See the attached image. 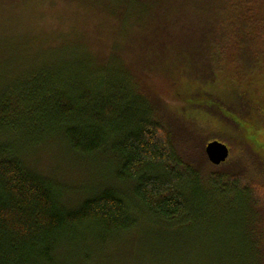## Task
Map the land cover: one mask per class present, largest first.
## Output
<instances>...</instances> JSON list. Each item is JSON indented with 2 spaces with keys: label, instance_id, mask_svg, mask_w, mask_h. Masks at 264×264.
I'll list each match as a JSON object with an SVG mask.
<instances>
[{
  "label": "trees",
  "instance_id": "1",
  "mask_svg": "<svg viewBox=\"0 0 264 264\" xmlns=\"http://www.w3.org/2000/svg\"><path fill=\"white\" fill-rule=\"evenodd\" d=\"M77 1L83 7L96 1L110 6L114 15L124 18V25L135 13L137 18L145 20L153 14V9L147 7L150 0H126L125 3L115 0L126 4L118 9L111 0ZM252 2L221 0L222 16L216 25L218 38L213 43L230 35V47L239 44L236 48L251 58L250 47L256 43L244 18L253 12L247 9ZM154 3L156 19L162 22L183 8L182 5L175 8L176 0H154ZM131 7L135 12L129 10ZM213 47L214 44L210 50ZM162 51V55H170L166 48ZM40 53L46 57H31L38 63L16 73L8 84L0 86V264H76L75 259L80 264H89L91 246L135 247L119 240L136 229L143 218L167 222L170 228L200 222L218 223L224 235H218L223 239L211 249L212 262L255 264L260 250L252 247L250 233L256 235L255 243L264 241V214L258 213L264 208V162L259 156L245 154L237 138L234 145L233 141L209 132L195 157L184 162L174 149L168 131L154 117L159 107H169L168 104L164 100L152 103L137 93L138 87L132 85L129 77L120 79L119 74L128 70L115 59L117 52L107 50V55L103 53L107 58L99 62L96 54L74 39ZM242 53L237 60L250 61L242 58ZM147 63L150 65L154 60ZM199 64L206 66V63ZM208 67L202 75L209 72ZM185 68L183 60L176 56L172 63L156 71L172 78L178 73L181 77L183 71H188ZM190 73L187 77L192 79ZM207 80L210 83L213 78L208 75ZM183 100L173 107L181 111L193 103L188 97ZM53 136L63 138L78 155L90 156L110 149L118 162L114 175L117 186L94 188L75 203L74 199H67L57 180L30 170L23 159L30 147ZM211 139L224 141L230 147L227 159L219 165L210 163L203 151ZM235 149L240 153L234 154ZM200 165L201 170L209 166L214 169L207 171L206 177L202 172L199 176ZM227 165L230 167L224 168ZM203 178L219 188L217 195L222 188L223 191L233 188L238 191L239 199L251 207L250 214H241L244 222L240 231L231 230V216L219 225L222 214H210L214 206L205 201L200 189L199 180ZM216 229L212 234L217 233ZM112 254L113 258L109 260V254L103 264H110L114 258L122 264H129L131 260V252Z\"/></svg>",
  "mask_w": 264,
  "mask_h": 264
},
{
  "label": "rangeland",
  "instance_id": "2",
  "mask_svg": "<svg viewBox=\"0 0 264 264\" xmlns=\"http://www.w3.org/2000/svg\"><path fill=\"white\" fill-rule=\"evenodd\" d=\"M111 1L112 5L117 4V9L126 5V0L124 3ZM176 3L175 8L180 5L183 8L177 9L169 20L162 22L156 19L155 3L150 0L147 7L153 9L152 15L145 20L137 18L135 13V17L131 21L128 17L124 25L121 15H114L110 6L97 1L92 5L85 3L87 6L83 7L77 0H0V86L8 84L16 73L38 63L31 57H46L40 52L50 51V47L62 41L75 39L96 54L99 62L107 58V50L117 52L115 59L118 58L124 70H128L123 75L119 74L120 79L129 77L132 85L138 87L137 93L152 103L164 100L168 104L169 107H159L154 117L166 128L174 149L184 162L195 157L209 132L233 141L234 145L237 138L245 154L259 156L264 162V0H253L247 6L253 12L244 18L256 43L255 47L253 44L250 47L253 59L236 48L239 44H235V48L230 47V35L213 43L218 38L216 25L222 16L221 0H176ZM129 10L134 11V8ZM212 43L215 47L210 50ZM163 48L169 56L162 55ZM240 53L244 56L242 58L250 61L237 60ZM176 56L183 60L188 70L183 71L181 77L178 73L170 78L166 73L156 71L158 67L172 63ZM147 60H154V63L149 65ZM197 62L206 63V66ZM207 66L209 72L202 75ZM189 72L192 79L187 77ZM208 75L213 78L210 83ZM185 97L193 101L189 107L181 108V111L173 107L182 104ZM185 119L189 122H184ZM232 152L239 154L240 150ZM26 153L23 158L25 165L44 178L57 180L67 193L66 198L75 200L73 203L90 194L94 188L114 186L117 182L114 175L118 162L110 149L90 156L78 155L63 138L53 136L43 143L34 144ZM227 167L230 165L224 168ZM197 169L199 176L202 172L206 177L207 171L214 168L209 166L207 170L205 167L201 170L200 165ZM199 186L205 201L214 206L210 214H222L218 216L219 225L231 216V230L240 231L244 222L241 214H250L251 207L239 199L238 191L233 188L223 191L222 188L221 194L217 195L219 188L208 178L199 180ZM258 213L264 214V208ZM149 220L141 219L136 229L122 235L119 240L135 247L126 248L121 244L109 245L108 248L91 246L93 251L89 264H103L109 254L110 260L112 253L116 252H131L129 264H217L212 262L214 259L210 254L211 249L223 239L218 238V235H224L218 229V223L207 225L200 222L170 228L167 222ZM215 229L217 233L212 234ZM250 236L252 247L260 250L254 263L262 259L260 264H264V241L255 243L256 235L251 232ZM115 259L110 264H122ZM75 263L80 264L81 261L75 259Z\"/></svg>",
  "mask_w": 264,
  "mask_h": 264
},
{
  "label": "water",
  "instance_id": "3",
  "mask_svg": "<svg viewBox=\"0 0 264 264\" xmlns=\"http://www.w3.org/2000/svg\"><path fill=\"white\" fill-rule=\"evenodd\" d=\"M204 152L210 163L219 165L227 159L229 155V148L224 142L219 140H210L206 143Z\"/></svg>",
  "mask_w": 264,
  "mask_h": 264
}]
</instances>
